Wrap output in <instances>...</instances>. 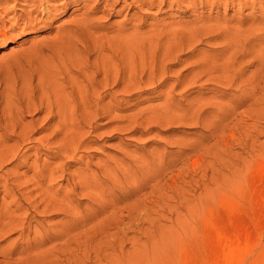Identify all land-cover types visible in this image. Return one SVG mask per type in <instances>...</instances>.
<instances>
[{
	"label": "rangeland",
	"instance_id": "rangeland-1",
	"mask_svg": "<svg viewBox=\"0 0 264 264\" xmlns=\"http://www.w3.org/2000/svg\"><path fill=\"white\" fill-rule=\"evenodd\" d=\"M111 3L0 0V264H264V0Z\"/></svg>",
	"mask_w": 264,
	"mask_h": 264
},
{
	"label": "bare ground",
	"instance_id": "bare-ground-1",
	"mask_svg": "<svg viewBox=\"0 0 264 264\" xmlns=\"http://www.w3.org/2000/svg\"><path fill=\"white\" fill-rule=\"evenodd\" d=\"M13 1H22L23 2V4H24V6H27V7H29V9H30V7L31 8H33L32 10H28V11H24V13H23V15H19V16H16L15 18H13L14 20V25H17V22L19 21V20H21V18H23L22 20H25V23H23L22 24V28H21V30H23L24 28H29V27H31V24H32V22L33 21H35L36 19H37V17H35L36 19H34V18H32V16H33V14L34 15H36V16H38V15H40V14H42V13H47L48 12V8L49 9H54V10H56L57 9V7L58 6H62V8H63V6L64 5H80V4H82L83 6L82 7H84V9H86V8H88V9H86V10H88V11H92V7H89L88 6V3H90V2H94L95 3V6L96 5H98V4H101V3H103V4H105V6L104 7H108V6H111V7H113V5H114V3H111L110 5H107V3L109 2V0H13ZM124 1H126V0H124ZM116 4V3H115ZM14 6V5H13ZM97 8V7H96ZM4 11H7L6 9H4ZM12 12H14V11H12ZM85 13V12H84ZM83 13V14H84ZM89 13V12H88ZM2 14H5V12L4 13H2ZM7 17V16H6ZM89 17V16H88ZM84 18H86L85 16H84ZM83 18V21H85V19ZM90 18V17H89ZM12 19V18H11ZM87 19V18H86ZM1 23H3L2 22V20L0 21ZM79 22V21H78ZM82 22V21H81ZM91 26L92 25H90L89 24V21L88 20H86L85 22H82V26L80 27V29L79 28H76V29H79V30H81V29H89L88 27H90L91 28ZM74 31V30H73ZM78 31V30H77ZM88 32V31H87ZM69 34V33H68ZM87 33H85V35H86ZM78 35V34H77ZM79 37H80V35H78ZM82 36V35H81ZM65 38V37H64ZM70 37H68V39H69ZM134 38H136V37H134ZM134 38H130V39H128L129 41H127V43H126V46H127V44H128V48L130 47V46H133V45H136L138 42V40H135ZM138 38V37H137ZM78 39V38H77ZM84 39H85V37H84ZM83 39V40H84ZM71 40H73V39H71ZM79 40V39H78ZM85 40H87V38L85 39ZM132 42H131V41ZM75 41V40H74ZM73 41V42H74ZM80 41H81V39H80ZM137 43H136V42ZM70 45H72V41H70ZM86 43L87 42H85V45H86ZM68 44H69V42H68ZM67 44V45H68ZM70 45H68V46H70ZM75 45V44H74ZM72 46V47H74L75 49H76V47L75 46ZM80 45V44H79ZM84 45V44H83ZM84 45V46H85ZM77 46V45H76ZM89 46V45H88ZM91 46V45H90ZM95 46V45H94ZM125 46V47H126ZM80 47V46H79ZM96 47V46H95ZM103 47V46H102ZM86 48H88V47H86ZM85 47H83V50L81 49H76V50H74L73 48H71V50L72 51H70V52H73V50H74V52H76L77 54H81V55H79L80 57H76L75 55H74V52H73V55H74V57H72V60H73V58H75V62H80L81 61V57L83 56V55H85L86 54V58H88L89 59V56L87 57V55H90V53L92 54V52H96L95 50H98V49H94V51H92V50H90L89 48L88 49H86ZM92 48V47H91ZM94 48V47H93ZM92 48V49H93ZM100 50V49H99ZM103 51V50H102ZM131 52V51H130ZM75 53V54H76ZM133 53V52H132ZM97 54V53H96ZM95 54V55H96ZM111 54V53H110ZM92 55H94V54H92ZM98 55V54H97ZM108 55V54H107ZM134 55V54H133ZM102 56V55H101ZM114 56H116V55H114ZM68 57H69V55H68ZM104 57V56H103ZM130 57V56H129ZM178 57V56H177ZM79 58V59H78ZM106 59H107V57H105ZM111 58V57H110ZM113 58V57H112ZM175 58H176V56H175ZM76 59H78L77 61H76ZM92 59V58H91ZM101 59H103V58H101ZM80 60V61H79ZM105 60V59H104ZM111 60H113V59H111ZM176 60V59H175ZM178 60V59H177ZM74 61V60H73ZM72 61V64L71 65H75V64H78V63H75L74 64V62ZM86 61V59H84V61L83 62H85ZM103 61V60H102ZM101 61V62H102ZM106 61V60H105ZM109 61V60H108ZM89 62V61H88ZM88 62H85L86 64L88 63ZM95 62V61H94ZM96 62H97V60H96ZM100 62V61H99ZM110 62V61H109ZM105 63V62H104ZM83 63H81V65H82ZM85 64V65H86ZM94 64V63H93ZM92 64V65H93ZM98 64V63H97ZM96 64V65H97ZM102 64V63H101ZM108 64H111V63H108ZM70 65V66H71ZM114 65H116L115 63H114ZM122 65V64H121ZM87 66H89V67H93V66H91V62H90V65H87ZM87 66H85V67H87ZM94 66H95V64H94ZM107 66V65H106ZM110 66V65H109ZM84 67V66H83ZM98 67V66H97ZM102 68H101V70L99 69V71H97V72H95L94 74L93 73H86V71H85V75L87 74V75H90V77H84V79H83V81H81L82 83H84V85H86L87 87H90V88H87V87H85L84 86V88H83V90H87V89H91L92 90V81L94 82L95 81V79H96V77L97 76H99V75H101L102 76V80H100L101 81V83H103V85H104V87H106V86H108L107 84H109V82H110V86L112 85H119L118 83H116V82H118V81H116V76L118 77V74L116 75L114 72H113V74H114V76L110 73L111 71L109 70V69H106L105 67H103V66H101ZM113 67V65L112 66H110L109 68L110 69H114V68H112ZM115 67V66H114ZM73 68H75V66L74 67H72V68H70L69 67V70L70 69H73ZM80 68V66L78 67V69ZM81 68H82V66H81ZM98 68H100V67H98ZM76 69V68H75ZM74 69V70H75ZM77 69V70H78ZM89 69V68H88ZM91 69V68H90ZM93 69H94V67H93ZM92 69V70H93ZM81 69H79V71H80ZM92 70H87V72L89 71V72H91ZM95 70H98V69H96L95 68ZM117 70L118 69H116V70H114L115 72H117ZM131 70V69H130ZM110 71V72H109ZM123 71V70H122ZM72 72V71H71ZM124 72V71H123ZM131 72V71H130ZM70 73V72H69ZM74 74L76 73L75 71L73 72ZM78 73V72H77ZM118 73H120L119 71H118ZM83 74V73H82ZM93 74V75H92ZM76 75H78V74H76ZM80 75H81V73H80ZM116 75V76H115ZM133 75V74H132ZM135 75V74H134ZM79 76V75H78ZM82 76V75H81ZM93 76V77H92ZM121 76H123V75H121ZM125 76V75H124ZM122 77V80L125 78V77ZM137 79L135 80L134 79V81H133V85L130 83V81H129V83L126 81V79L124 80V81H121V85H122V83H126L127 82V85L128 86H126L128 89L127 90H125L124 88H122V89H124L125 91H130V90H135V89H137V88H140V82H139V80L141 79V78H139V77H137V76H135ZM78 78V77H77ZM100 78V77H99ZM121 78V77H120ZM127 78V77H126ZM130 78H132L131 76H130V74H129V76H128V79H130ZM138 78H139V80H138ZM150 80H152L151 78H149ZM77 80V79H76ZM75 80H73V82H74ZM120 82V81H119ZM132 82V81H131ZM142 82V81H141ZM75 83H76V81H75ZM86 83V84H85ZM95 83V82H94ZM98 83V82H97ZM95 84V85H98V84ZM76 85V84H75ZM82 85L83 84H81V87H82ZM94 85V84H93ZM129 85H131V86H129ZM99 86V85H98ZM100 86H101V84H100ZM78 87V86H77ZM94 87H96V86H94ZM82 89V88H81ZM103 89V88H102ZM104 90H105V88H104ZM122 91V90H121ZM106 92V91H105ZM132 92V91H131ZM130 92V93H131ZM89 93H91L90 91H89ZM126 92H121V95H124ZM89 95H91V94H89ZM88 95V96H89ZM64 96V95H63ZM63 96H61L60 94H55V98H56V100H58L55 104L53 103V105H55V116H56V118H57V120H59V121H64L65 122V118H64V114H63V112L64 111H62V108H63V105L64 104H67L66 102L67 101H65L66 99H65V96H64V104L61 102V99H62V97ZM83 96V95H82ZM85 97V98H89V97ZM98 96V95H97ZM50 97V96H49ZM100 97V96H99ZM90 98H92L91 96H90ZM124 98V97H123ZM62 99V100H63ZM54 101V100H53ZM48 102V101H47ZM50 102V101H49ZM63 105H62V104ZM50 104V103H49ZM52 104V103H51ZM85 106V105H84ZM53 107V106H52ZM87 108V105H86V107H85V109ZM51 110H52V108H50ZM50 109H49V112L48 113H50ZM65 109V108H64ZM63 109V110H64ZM48 111V110H47ZM52 112H54V111H52ZM91 114V113H90ZM49 114H47V116H48ZM71 117H72V115H70ZM54 118V117H53ZM52 118V119H53ZM51 121V120H50ZM50 123V122H49ZM61 123V122H60ZM62 124V123H61ZM63 125L65 126V124H62V125H60L62 128H65V127H63ZM58 127V126H57ZM67 127V126H66ZM82 142V141H81ZM78 143V142H77ZM80 144V143H79ZM82 145V144H81ZM1 164V163H0ZM0 166H2V165H0ZM3 167V166H2ZM110 169V168H109ZM128 190V192L130 191L128 188H124V190ZM110 190V189H109ZM113 190V189H112ZM132 190V189H131ZM111 191V190H110ZM109 191V192H110ZM120 192H121V190H120ZM125 192V191H124ZM127 191H126V193H128ZM113 193V192H112ZM112 193H111V196H113L112 195ZM110 194V193H109ZM114 194V193H113ZM115 194H118L119 195V193H115ZM125 194V193H124ZM118 195H117V198H119L118 197ZM121 195H123V194H121ZM121 195H119L120 197H121ZM115 196V195H114ZM108 197V196H107ZM106 199V198H105ZM104 200V199H103ZM106 200H108V199H106ZM112 200V199H111ZM120 200V199H119ZM122 200V199H121ZM95 201V200H94ZM108 201H110V200H108ZM107 201V202H108ZM116 201H118V199L116 200ZM98 202V201H97ZM104 202V201H103ZM103 202H101V203H103ZM106 202V201H105ZM106 202V203H107ZM112 202V201H111ZM95 203V202H94ZM98 203H100V202H98ZM100 203V204H101ZM97 205V204H96ZM106 205V208H107V204H105ZM101 206H104L103 204H101ZM98 209L100 210H97V211H99V214H100V212H101V210L103 211L104 209H105V206L103 207V208H101L100 207V205L98 204ZM97 209V208H96ZM98 214V213H97ZM82 221V223H84L83 222V220H81ZM82 225V224H81ZM155 249V248H154ZM153 252H152V254H151V256L147 259V262H144L145 264H157L158 262H157V256H156V253H155V251L154 250H152ZM159 258V257H158ZM144 263H142V264H144ZM126 264H141V263H137L136 261H130V263H126Z\"/></svg>",
	"mask_w": 264,
	"mask_h": 264
}]
</instances>
